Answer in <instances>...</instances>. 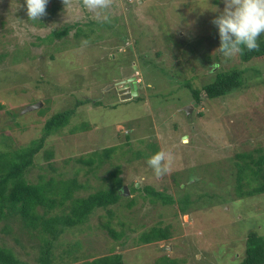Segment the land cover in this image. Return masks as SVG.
Listing matches in <instances>:
<instances>
[{
  "label": "rangeland",
  "instance_id": "rangeland-1",
  "mask_svg": "<svg viewBox=\"0 0 264 264\" xmlns=\"http://www.w3.org/2000/svg\"><path fill=\"white\" fill-rule=\"evenodd\" d=\"M22 1L0 0V54H6L0 59L2 147L6 143L12 149L26 148L38 139L44 119L35 112L43 107L56 106L61 111L72 108L76 99L100 100L97 106L86 103L79 107L66 126L47 139L53 157L49 161L39 157L36 160L39 167L32 169L27 178L35 181L37 175L45 178L52 175L57 179L75 175L85 186L78 195L86 196L96 187L102 188L98 183L119 164L128 192H123L122 197H134L136 202L128 208L127 199L121 200L120 204L110 206L114 212L111 218L106 211L97 210L85 226L65 229L54 246L55 256L62 260L56 258L53 264H81L90 255L114 253L121 254L122 264H163L159 261L163 257L184 260L181 264H238L244 256L248 234L256 232L257 236H264V194L239 195L233 167L235 162H241L236 157L238 154L252 152V157L257 158L259 153H264V57L241 65L233 55H219V39L211 21L223 9V0H111L106 10L107 21L87 9L83 0H56L60 6L57 16L23 20V14H19ZM40 20L44 21L43 25L37 23ZM88 20L96 26L92 32L83 27L87 35L80 38L79 48L71 44L76 29L70 31L64 42L57 40L65 45L59 48L61 51L53 50L54 43L46 45L37 40L53 28ZM101 22L105 28L100 26ZM111 23L113 28L106 29ZM119 37L127 40L116 39ZM198 37L214 44L209 53H218V66L226 68L237 63L240 68H247V85L243 89L220 100H206L201 93L200 104L192 100L188 89L180 87L182 92L177 94L171 90L193 76L196 79L190 80L192 88L200 89L211 81V72L216 69L212 67L214 54L208 62L202 58L207 51L203 53ZM23 49L29 57L17 52L24 53ZM134 74L142 84L143 97L112 109L110 105L118 99L111 96L116 92L109 85ZM143 75L148 77L147 82ZM5 80L11 85L6 86ZM15 83L17 87L13 86ZM102 85L99 94L96 93ZM157 92H163L165 97L170 93L172 97L159 98L154 96ZM40 97L50 98L43 102ZM34 99L41 103L40 107L24 111L34 104L30 102ZM190 102L195 105L188 113L181 111ZM51 114L47 110L45 118ZM122 121L126 124H121ZM83 123L88 124L87 131L80 127ZM125 135H129L127 145ZM152 141L158 149L171 151L174 157L169 171L159 177L143 163L150 154L146 153L150 149L147 144ZM116 145L121 149L115 156L120 153L121 157L133 158L130 148L146 152L139 153L132 163L115 157L99 168L76 161L92 151ZM255 149L261 152L255 153ZM48 163L56 171L49 170ZM132 183L135 188L163 190L171 196V202L151 203L145 191L130 194L132 189L128 185ZM248 188L245 185L242 191ZM187 193L189 204L180 212L178 200ZM60 213L53 210L49 214ZM104 220L111 221L114 230L122 231L123 235L113 239L100 228ZM158 220L171 226L170 239L148 245L138 242L143 227ZM12 241L0 233V244L19 249ZM75 242L80 244L76 252L62 254L67 244ZM24 250L19 257L24 264H39L28 245Z\"/></svg>",
  "mask_w": 264,
  "mask_h": 264
},
{
  "label": "trees",
  "instance_id": "trees-1",
  "mask_svg": "<svg viewBox=\"0 0 264 264\" xmlns=\"http://www.w3.org/2000/svg\"><path fill=\"white\" fill-rule=\"evenodd\" d=\"M48 1L49 6L47 5L48 7H46L45 17L50 18L52 16H57L58 11H60V6L57 4L56 0ZM19 14H23V20L28 19L24 0L22 1ZM16 15L17 14H15V17L19 19L18 15ZM6 23H10V21ZM37 23L39 25H43L44 21L42 22V20H40ZM1 25H4V23L1 22ZM84 26L88 27L90 29L89 31L92 32V30L95 28L94 26L96 25L92 20H88L85 23H82L81 21H76L73 24L66 23L58 28L51 29L47 36L42 39L37 38V40L46 45L54 43L52 44L53 50L61 51L59 48H65V45L63 46L61 41L57 42V40H62V42H64V39H67L70 31L72 29H76L75 33L72 35L74 41L71 44L76 45L79 48L81 46L79 42L80 38L87 35L83 31ZM100 26L105 28L102 22L100 23ZM113 26L114 24L111 23L110 25H107L106 29L111 30ZM8 27L6 28L7 31L9 30ZM116 27L125 30V28L121 26L117 25ZM116 39L123 38L119 37ZM123 40L125 41L127 38L125 37ZM196 40L202 41L203 47H201V49L203 50V53L207 51L204 53V55L202 54V56H204L202 58L208 62L211 56L214 54V52L209 53L214 49V44L212 42L205 43L204 39L200 37H198ZM258 40L260 43L259 49L251 51L244 50L242 54L233 55L235 58H237L236 62L239 61L242 65V63L245 64L254 59L263 58L264 33L261 34ZM28 45H36V43H29ZM23 51L24 53L21 51L17 52L22 56H30L25 49H23ZM220 54L222 53L219 51V55ZM5 55L6 54L1 53L0 59ZM219 55L218 53L213 55L215 63L212 67L214 68L216 66V69L211 72L212 77L210 82L204 84L200 89L192 88L190 80L196 79L195 76H193L189 78V80H186L184 83L178 85V88L175 86L171 88V90H174L175 94H177L182 90H179L180 87L184 88L185 90L188 89L192 100L195 103L200 104L202 98L201 93H204V98L206 100H220L240 89H243L247 85V68H240L237 63H231L226 68H222L218 66ZM31 59V61L34 62L35 58L31 57ZM50 59H53L52 55H50ZM109 61H111V59ZM146 63L148 62L146 61ZM122 64L126 63L122 61ZM148 65H150V63H148ZM148 69L153 72L151 68ZM117 76L119 77L120 74ZM142 77L146 82L148 81V77L145 75ZM48 80L50 81V78H48ZM75 80L76 78L73 80V82ZM81 80H78V82ZM16 84L17 83H15L13 86L17 87ZM5 85L7 86L11 84L9 81L5 80ZM42 85L46 84L43 83ZM141 85L142 84L140 82L138 86V95L127 101H120L117 96V92L112 94L111 96H115L118 99V101L110 105L112 109H116L123 103L130 102L134 99L138 101L140 98H142L143 95L142 88L140 87ZM103 86L104 85L99 87L96 93L99 94V91ZM37 87L38 86H36V88ZM96 87L97 86L94 87V91ZM103 94L104 93L101 91L100 96ZM154 96L159 98L172 97L170 93H168L167 97H165L163 92H157L154 94ZM48 98L50 97H40V100L47 102ZM99 101L100 100L94 101L93 99H76L73 102L72 108L61 111H58L56 106L53 108L43 107L35 112L36 116L44 119L40 132L41 136L38 139L33 140L28 147L18 149H12L10 145L6 143L3 144L2 147V143H0V233L11 237L13 244L19 248L16 250L13 247L15 249L14 251L12 247H9L5 244H0V264H24L19 257L25 251L24 249L26 248V245H28V250L30 252H34L37 255V262L39 264H53L56 258L62 260L61 257L55 256L54 246L56 245L55 242L58 240L59 236L64 233L65 229L85 226L89 218L97 210L106 211L108 218H111L114 212L112 209H110V206L120 204L121 200L127 199L125 206L128 208H130L132 204L136 203L134 197L129 199L122 197V188L124 187V183L121 173H123V170H121L119 164H117L114 169L109 170L98 183L102 188L96 187L97 189L86 196L78 195V191L80 189H85V186L82 182L78 181V178L75 175L64 178L60 177L61 179H57L52 175L48 176L47 178H45L43 175H37V179L35 181H31L29 178H27V174H29L32 169L39 167L38 163H36V160L39 157L45 161H49L53 157V150L47 145V139L58 134L60 130L66 126L71 115L74 114L77 109H79V107L86 103L97 106L100 103ZM30 102L35 103L36 99ZM47 110L52 111V114L45 118ZM133 121L130 123L132 124ZM126 122L124 123V121H122L121 124L125 125ZM80 127H82V129H86L85 131H87V128H89L87 123L81 124ZM124 138L127 145L129 142V135H125ZM148 145L150 146V149H148L149 152L140 149L133 151L130 148L129 150H131V156L133 158L121 157L119 156L120 153L115 156L117 151L121 149V147L116 145L113 147L103 148L100 151H92L91 153H88L87 156L79 158L76 161L86 166L95 165V168H99L106 160H115V157L116 159L123 158V161L125 160L126 163H132V159H137L139 153L141 152L150 153V156L152 153L160 150L158 149L155 141L150 142L147 144V146ZM135 152H137L136 155ZM254 152L259 153L261 152V149H255ZM252 154V152L238 154L236 157L239 158L241 162H235L233 164L237 183L236 189L239 195H244L243 193H246L248 196L264 194V153H259L257 158H253ZM143 163L147 165L146 162ZM48 168L51 171H56V169L53 168L50 163H48ZM57 175L62 176V173ZM134 184L135 183L128 185L132 189L130 194L133 192L140 194V192L145 191L146 197L149 198L148 201L151 203H165L166 201L171 202V196L165 194L163 190L157 192L151 190L149 187L135 188ZM103 185H105V187H103ZM245 185H247L249 188L246 191H242V188ZM188 194L189 193L184 194L182 199L178 200L180 204V212H184L185 208L189 204ZM38 208H41V213H38ZM65 209H67V211L63 213ZM53 210H59L61 213L59 215L54 214L50 216L49 213ZM98 218L103 220L101 215H98ZM110 222L111 221L109 220L101 221L100 228L104 229L113 239L122 236L123 232L115 231ZM12 223L18 228H14ZM161 223L162 221L158 220L153 225L144 226L138 237V242L148 245L169 240L172 234L170 228L171 226L163 225ZM78 245H80L78 242H75L74 245L67 244V247H65L62 254H65L66 252L69 254H72L74 251L76 252ZM25 254L27 253L25 252ZM89 257L90 258L88 259L84 258L85 260H83L81 264H122L121 254H108L99 257L90 255ZM159 261L163 264H181L180 262H183L184 260L163 257L161 260L159 259ZM238 264H264V237L257 236L256 232L248 234L244 241V256L241 261L238 262Z\"/></svg>",
  "mask_w": 264,
  "mask_h": 264
},
{
  "label": "clouds",
  "instance_id": "clouds-1",
  "mask_svg": "<svg viewBox=\"0 0 264 264\" xmlns=\"http://www.w3.org/2000/svg\"><path fill=\"white\" fill-rule=\"evenodd\" d=\"M110 2L111 0H83V4L87 9L93 11L97 17L105 21L109 19L106 10L109 8ZM24 3L28 18L38 20L45 15L48 0H24ZM223 5V9L218 11V14L211 21L216 28L219 39L217 49L226 56L242 54L244 50L259 49L258 38L264 33V0H223ZM129 78H134L138 91L139 77L134 74ZM117 83L119 82L115 81L110 85L115 89ZM122 89L125 88L123 86L117 88V90H121L117 93L118 98L119 94L125 91H122ZM188 105L193 106L194 102L193 104L190 102ZM181 111L184 112V110ZM184 140H186V137L183 138ZM173 159L171 151L158 150L147 158L146 163L153 170L154 175L159 177L169 171ZM260 236L264 237L263 235Z\"/></svg>",
  "mask_w": 264,
  "mask_h": 264
},
{
  "label": "water",
  "instance_id": "water-1",
  "mask_svg": "<svg viewBox=\"0 0 264 264\" xmlns=\"http://www.w3.org/2000/svg\"><path fill=\"white\" fill-rule=\"evenodd\" d=\"M118 84H122V86L125 88L124 90V93L122 94H119V100L120 101H126V100H130L132 99L133 97H136L138 95V91H137V85H136V82L134 80V78H129L127 79L126 81H121L119 83H117L116 85ZM109 87H112V85H110ZM108 87V88H109ZM106 88V89H108ZM105 89V90H106ZM191 104H193V102H191ZM41 105L40 102H37L33 105H29L25 108L24 111H29V110H33V109H36V108H39ZM195 105V104H194ZM192 108V105H188L186 106L185 108H183V110L185 112L188 113V111ZM123 191L125 192V194H127V188L126 186H124L123 188Z\"/></svg>",
  "mask_w": 264,
  "mask_h": 264
},
{
  "label": "flooded vegetation",
  "instance_id": "flooded-vegetation-1",
  "mask_svg": "<svg viewBox=\"0 0 264 264\" xmlns=\"http://www.w3.org/2000/svg\"><path fill=\"white\" fill-rule=\"evenodd\" d=\"M128 79V77H124V78H120V79H117L116 82H121V81H126ZM122 86L121 84H118L116 87H115V91L118 93L119 91L121 90H117L118 87ZM124 89H122L123 91Z\"/></svg>",
  "mask_w": 264,
  "mask_h": 264
},
{
  "label": "bare ground",
  "instance_id": "bare-ground-1",
  "mask_svg": "<svg viewBox=\"0 0 264 264\" xmlns=\"http://www.w3.org/2000/svg\"><path fill=\"white\" fill-rule=\"evenodd\" d=\"M184 143H185V141H184Z\"/></svg>",
  "mask_w": 264,
  "mask_h": 264
}]
</instances>
